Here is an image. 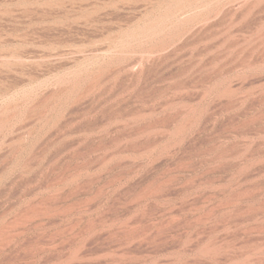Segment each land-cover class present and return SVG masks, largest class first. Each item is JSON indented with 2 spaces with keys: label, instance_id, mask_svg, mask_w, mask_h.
<instances>
[{
  "label": "bare ground",
  "instance_id": "obj_1",
  "mask_svg": "<svg viewBox=\"0 0 264 264\" xmlns=\"http://www.w3.org/2000/svg\"><path fill=\"white\" fill-rule=\"evenodd\" d=\"M221 1H171L129 33L134 47L146 37L147 55L100 59L26 108H0V182L32 173L17 185L38 180L43 194L9 221L0 213V264L137 263L169 243L217 264H264L252 238L264 233V0ZM84 99L97 103L76 126L68 115ZM26 120L39 125L14 135ZM58 132L78 138L59 144Z\"/></svg>",
  "mask_w": 264,
  "mask_h": 264
},
{
  "label": "rangeland",
  "instance_id": "obj_2",
  "mask_svg": "<svg viewBox=\"0 0 264 264\" xmlns=\"http://www.w3.org/2000/svg\"><path fill=\"white\" fill-rule=\"evenodd\" d=\"M171 1L174 2V0H167V1L165 0H162V1L161 0H134V1L133 0H0V108L6 105L8 106L10 105L11 107H15V106L17 107L18 105L19 109H21L22 106L26 108L28 103L30 104L31 101H34L42 97L52 88H56L63 79L65 80L66 77L69 78L72 76V74L74 75L75 72L77 73L79 71L78 69H81V72L90 71V70H86L88 68L89 69L92 68L91 70H93L94 67L100 64L105 58H108L110 56L117 55L119 57H122L123 55L125 56L124 60L127 62V59L131 61V59L132 60L134 58L137 59L136 57L138 58L140 56L142 57L143 54L147 55L146 53L139 51L142 49L143 46L145 48V46L147 45L146 44L147 42H148L147 46H149L150 42L147 41L146 37H143V38L140 37L138 40L141 39L142 41L137 40L139 42V43L137 42L138 47H134L133 45H130V44L135 45L136 40H132V43L129 44V42L132 39V37H130V34L133 33L134 31H137L139 27L141 28L142 27L141 25H143V23H146L145 21L148 20L147 21L148 23L151 20H153V18H156L157 16L159 17L162 14V11H165V9H167L166 8L168 7L167 4L172 3ZM208 1L211 3V6H213V4L215 6V4L216 5L217 3L219 4L221 0H212V1L208 0ZM230 1L228 0V2ZM162 4L163 6H161ZM198 10H200V8L193 10L192 12H195ZM186 14L187 13L183 14L182 16L186 17L188 15ZM144 38L146 41L144 40ZM141 42L145 44H142ZM140 43L142 44V46ZM133 47H134V52L132 50ZM171 49H172V46L169 47V49L168 48L164 49L165 51L160 50V53L159 51L158 53L156 52L157 54L155 53V55H160L163 52L167 53V51L169 52V50ZM128 54L130 55L128 56ZM152 55L155 56L154 54ZM97 61H98V64L96 63ZM124 70L125 72L122 71L121 75L129 71V69L128 70L124 69ZM128 73L124 74L125 75L124 77L126 79L123 77V75L120 76L119 81L121 84H123L124 82L126 83L127 81L126 75H128ZM106 86L104 87V89L108 87ZM44 91L46 93H44ZM104 93H103L104 96L103 94L101 96L97 95L100 100L98 102L103 101L104 99H106L104 97L105 96L107 97V95H109L106 92ZM168 96L172 97V95H168ZM14 100L18 103H16ZM83 101L85 102L86 100L84 99ZM83 101L81 102V107L84 108V106H86V109L84 108L85 110L83 111L81 110L82 108L79 105L80 103L78 104V106L77 105L73 106L74 107L73 111L71 109L72 107L70 108V110H67V112L72 111L68 115L71 118V122H74L73 120H75V118L77 119V121L75 120L76 124L72 123L73 125L75 124L77 126L81 122L83 123V121L87 119L89 116L91 117L93 115V114H90L91 110L93 109L91 107L94 105V103H97V100L96 102L92 103V99H91L89 100L90 103H88L89 101H86V104ZM10 102L11 104H9ZM18 108L16 110H19ZM75 108L77 110L79 108V111L75 110ZM80 112L81 114H78ZM82 114H86V116L88 114V117L85 118L86 116H84L85 119H82L83 118L82 116L81 118L79 117L80 118L79 120L77 116L78 115L80 116ZM28 121L29 120H26L25 123H22L23 125L22 124L20 126L18 125L17 126L18 128L17 127L15 128L14 135H17L18 133L21 134L25 132L26 129L39 125L36 122H32V121L28 122ZM27 123L29 124V126ZM72 124L66 127L67 129L64 127L61 129L67 131L70 129L69 127ZM75 125L71 127L75 128ZM59 132L63 133V131L61 130ZM73 132L70 133L72 135H68L66 133L64 136H62V134L59 133L62 138H60V135H58L59 137H57V134H56V138L60 139V140L57 139V142L58 143L60 142L59 144H62V143L65 144V143H68V141L70 140L72 141L73 139L74 140L77 139L79 136L81 137V135L78 134L79 132L77 133L75 132L77 136L79 135L78 137H76V134ZM42 133L44 134V132ZM43 134H41L40 132L39 137H42ZM70 150L72 149L61 152L62 154L60 155L62 157L60 156V158L66 157L68 153L70 152ZM3 153H5V150H2V154ZM0 154H1V150H0ZM94 170H95L94 173L98 174L100 172L98 175L102 177V180H105V178L109 174L110 175L107 178L110 179L112 177V174L107 173V171L105 170H102V171H98L97 169H94ZM119 170L120 168L116 169L115 172ZM92 171L93 170H91L90 173L93 175L94 173H92ZM102 172L103 174H101ZM32 175L34 174L31 173L28 175H23L24 177L23 176L19 177L17 178L18 180L16 179V180H13L12 182L11 180H4L5 182L4 181L0 182V194H2L1 192L3 191L6 194L5 195L3 193L2 196L0 195V206H1L0 211L2 209V211L0 212L2 213L1 220L2 219L4 221L6 219L7 221L11 220L14 217V215L18 212V210L21 211L23 206L26 204V202H29L31 198L34 199L36 198L35 196L39 197L43 195L42 193H40L42 192L40 191L42 189L37 190V188L35 187L37 186L36 183L38 184L39 182L38 180L37 181L31 180L30 181L31 183L28 182L27 186L26 184L22 187L17 185L20 180H22L23 178H26L27 176L33 177ZM105 182L106 180L102 181V183H105ZM5 183L6 184L8 183L9 184L8 186L10 187H8ZM14 183H16V185ZM10 184L12 185V187ZM113 189L114 188H112V190ZM4 195L5 197H3ZM8 195H11L12 197L11 196L8 197ZM194 195L196 194L194 193ZM156 200H159L158 202L160 204L163 203V206H165L168 203V199L162 200V198H158ZM164 203L166 204L164 205ZM168 204L169 206L171 205L170 203ZM94 208L89 209L91 210V212H88L89 210L81 211L82 213L86 212L84 215L81 212L80 214L79 212H77L78 214L76 213L75 215L76 217L77 215L78 217L83 216V218H89V216L91 217V215L96 216V214L100 213L99 211L102 208L101 209H97V207H94ZM96 209H97V212L94 211ZM161 218L163 220L166 219V217L163 218L158 215L159 222L162 220ZM62 222H64V219L63 221H60L59 223L57 222L56 224H50V226L47 225L48 227L46 226L45 228L53 229L54 227H52V225L54 226L60 225V224H63ZM255 233H253L254 235L252 234L253 240L255 237V240H254L255 242L260 241V242H257V244H259L258 246H263L264 245V235H263L264 233H262V235L259 232L256 233L257 235ZM262 237L263 239H259ZM169 244L170 245L167 244V246L165 245V249H164V246H162L163 249L161 248V246H158V254L156 253V255L155 253H151L152 255L147 254V256L145 257L141 256L140 257L141 260L140 259L139 261L138 259L136 260L137 263L132 262L133 260L130 263L131 258H128V257H126V259L127 260L129 259L128 260L129 263L125 260V258H123L124 260L122 259L123 261L122 260H119V261L123 262L121 264H132V263L138 264L139 262H141L139 264H182V263L188 264L189 262L190 263L192 262L191 261L192 258H193L192 260H194L193 263L195 262V264L199 261L200 257H195L194 252L192 253L188 249L186 251H182L185 249L183 248L180 249L181 247L179 248L177 246H174L171 243ZM122 245L124 246V244H120L119 245L120 248L119 247L116 248V254H118V252L123 249ZM166 248L167 250L168 249L169 250L167 251ZM67 249L68 247L67 248L64 247L62 249L60 247L58 250L59 251L61 250L60 252H66ZM262 249H264V247H262ZM120 253L118 254V256L120 255ZM149 255L151 256L150 258H148ZM96 259L94 260L95 262L93 261V263L101 264L100 262L104 258H102L99 255V259H97V262H96ZM142 260L145 262H142ZM201 260L205 264L207 263L209 264L210 262L212 264H217L215 262L213 263L207 258L205 259L204 257L200 258V261L198 262V264L199 263L201 264ZM103 261L104 263L102 262V264H106V262L107 264L109 263L110 264H120L118 260L117 261L109 260L110 261L109 262V261H105L104 259ZM218 264H221V263H218ZM222 264H226V263H222ZM252 264H263V263H259V262L255 263V261H252Z\"/></svg>",
  "mask_w": 264,
  "mask_h": 264
}]
</instances>
